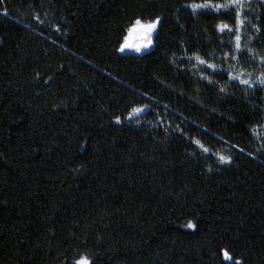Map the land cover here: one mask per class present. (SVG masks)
Returning a JSON list of instances; mask_svg holds the SVG:
<instances>
[{"label": "trees", "instance_id": "obj_1", "mask_svg": "<svg viewBox=\"0 0 264 264\" xmlns=\"http://www.w3.org/2000/svg\"><path fill=\"white\" fill-rule=\"evenodd\" d=\"M192 2L0 0V264H264V0Z\"/></svg>", "mask_w": 264, "mask_h": 264}, {"label": "snow or ice", "instance_id": "obj_2", "mask_svg": "<svg viewBox=\"0 0 264 264\" xmlns=\"http://www.w3.org/2000/svg\"><path fill=\"white\" fill-rule=\"evenodd\" d=\"M234 6L236 7L235 31L237 33L235 36V41H236L235 47L237 51H240L241 31L244 25V20L241 19L242 8H243L242 0H229V3H225V4H212L209 2V0H205V2L203 3L192 2L187 5H184V7L190 9L193 14H196L198 10H212L215 12H220L222 9L230 10ZM161 20L162 18L159 16L155 17L154 19L152 18L145 19L142 17H136L133 21L130 22V25L127 27L126 29L127 34L123 36V43L120 44L118 50L120 52H124L125 49H134L137 53H139L141 49H147L150 46H152L154 43V36L158 31ZM252 27L255 28L256 26L253 25ZM219 30L221 32L225 30H228L229 32L232 31L230 26L226 23L221 24L219 26ZM257 31H259L258 28ZM233 59H235V57H233ZM195 60L200 65H204L206 63L205 60L202 59L199 55L195 56ZM207 68L215 69L216 65L207 64ZM201 78L207 79V77H201ZM229 79L232 81L238 80L240 85L247 86V88L249 89L253 88L254 84H259L260 86H264V74H262L255 82L250 79H243L239 76H233L231 73H229ZM209 83H212V81H209ZM220 90L221 92H223L225 91V88L222 87ZM146 107L147 106L132 108V110L128 113L126 119L131 121L132 119L137 118L140 114L146 111ZM115 122L117 124L121 123V118L117 116ZM192 142L195 145H197L198 148L201 149L203 153H209L210 149L205 147L200 139H196ZM217 155H218V161L221 164L231 163L230 156H226L223 154H217ZM209 170L211 171V169ZM186 227L192 229L195 228V224L192 221H189ZM221 253L224 261H228L230 262V264H242V261L239 259H234L232 254L227 249H222ZM72 264H92V261L87 254L81 253L77 258L73 259Z\"/></svg>", "mask_w": 264, "mask_h": 264}, {"label": "rangeland", "instance_id": "obj_3", "mask_svg": "<svg viewBox=\"0 0 264 264\" xmlns=\"http://www.w3.org/2000/svg\"><path fill=\"white\" fill-rule=\"evenodd\" d=\"M246 0H242V4H244V2H245ZM213 4V3H212ZM235 7V6H234ZM222 10H224V9H222ZM221 10V11H222ZM212 11V10H211ZM226 31H228V30H225V31H223V32H221V33H224V32H226ZM125 51H127V49H125ZM124 51V52H125ZM121 53H123V52H121ZM233 76H239V77H241V78H243V79H249V76L248 75H245L244 74V72H242V71H239V70H236V71H234V72H230ZM259 78V77H258ZM258 78H256L255 80H254V82L258 79ZM236 82H239L238 80H235ZM263 130H264V126H263V128H262Z\"/></svg>", "mask_w": 264, "mask_h": 264}, {"label": "water", "instance_id": "obj_4", "mask_svg": "<svg viewBox=\"0 0 264 264\" xmlns=\"http://www.w3.org/2000/svg\"><path fill=\"white\" fill-rule=\"evenodd\" d=\"M219 32H220V30H219ZM148 49V48H147ZM146 49H141V51H140V53L141 52H144ZM127 51H132V50H127ZM133 52H136V51H133Z\"/></svg>", "mask_w": 264, "mask_h": 264}, {"label": "flooded vegetation", "instance_id": "obj_5", "mask_svg": "<svg viewBox=\"0 0 264 264\" xmlns=\"http://www.w3.org/2000/svg\"><path fill=\"white\" fill-rule=\"evenodd\" d=\"M127 50H132V51H135L134 49H127Z\"/></svg>", "mask_w": 264, "mask_h": 264}]
</instances>
